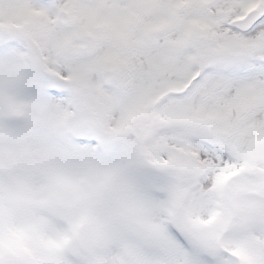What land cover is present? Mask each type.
Wrapping results in <instances>:
<instances>
[{"label":"snow or ice","instance_id":"obj_1","mask_svg":"<svg viewBox=\"0 0 264 264\" xmlns=\"http://www.w3.org/2000/svg\"><path fill=\"white\" fill-rule=\"evenodd\" d=\"M0 92L27 109L32 148L97 169L132 151L142 118L154 163L181 168L195 197L140 264H264V202L242 206L234 183L256 173L264 190V0H0ZM79 182L61 173L50 189L71 226L58 245L93 219L86 194L62 195ZM241 215L252 238L226 240ZM28 238L0 232V264H72L32 257Z\"/></svg>","mask_w":264,"mask_h":264},{"label":"rangeland","instance_id":"obj_2","mask_svg":"<svg viewBox=\"0 0 264 264\" xmlns=\"http://www.w3.org/2000/svg\"><path fill=\"white\" fill-rule=\"evenodd\" d=\"M16 110H25L22 121L12 117ZM129 127L145 137L134 142L130 152L100 158V169L87 161L44 153L34 160L29 140L36 135V127L23 105L0 92V208L5 209L0 232L5 239L12 232L26 230V252L32 257L49 260L55 253L72 264H140L151 255L159 226L169 223L173 216L175 224L181 227L193 206L195 193L188 191L193 195L181 211L180 194L183 200L190 189L188 176L176 165L154 163L151 134L144 130L140 116H133ZM61 173L80 181L78 193L66 190L62 195L86 194L91 215L102 222L99 246L90 253L77 251L76 236L70 243L57 244L58 237L71 227L49 197L53 181ZM261 179L259 174L245 173L234 181L242 206L264 202ZM12 193L26 194L31 200L10 201ZM249 223L247 215L238 216L227 226L225 239H251ZM190 260L191 257L182 258L180 264H190Z\"/></svg>","mask_w":264,"mask_h":264},{"label":"water","instance_id":"obj_3","mask_svg":"<svg viewBox=\"0 0 264 264\" xmlns=\"http://www.w3.org/2000/svg\"><path fill=\"white\" fill-rule=\"evenodd\" d=\"M17 117H21L22 113H15L14 114ZM32 155L35 158H38L40 156V152L37 150H34L32 152ZM101 228V225L96 222V220L93 218L90 222H86L79 231L77 243L79 246V250L81 252H88L97 246V234L99 229Z\"/></svg>","mask_w":264,"mask_h":264}]
</instances>
